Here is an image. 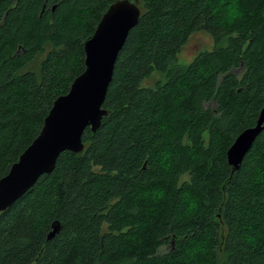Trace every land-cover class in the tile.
<instances>
[{
	"label": "trees",
	"instance_id": "16d2710c",
	"mask_svg": "<svg viewBox=\"0 0 264 264\" xmlns=\"http://www.w3.org/2000/svg\"><path fill=\"white\" fill-rule=\"evenodd\" d=\"M115 1L0 0V180L85 71L84 45ZM136 1L108 114L82 153H62L0 213V264H264V130L238 170L227 160L264 108V0H239L231 26L232 0ZM204 32L213 49L181 64Z\"/></svg>",
	"mask_w": 264,
	"mask_h": 264
},
{
	"label": "water",
	"instance_id": "95a60500",
	"mask_svg": "<svg viewBox=\"0 0 264 264\" xmlns=\"http://www.w3.org/2000/svg\"><path fill=\"white\" fill-rule=\"evenodd\" d=\"M141 17L136 0H117L102 17L93 37L85 45V71L71 85L70 91L54 102L38 137L0 180V213L12 207L32 189L43 175L52 174L64 152L80 154L87 128L96 132L108 114L103 108L115 65L130 31ZM264 130V108L255 127L245 130L227 152L233 171ZM59 231L54 226L49 239Z\"/></svg>",
	"mask_w": 264,
	"mask_h": 264
},
{
	"label": "rangeland",
	"instance_id": "374dc122",
	"mask_svg": "<svg viewBox=\"0 0 264 264\" xmlns=\"http://www.w3.org/2000/svg\"><path fill=\"white\" fill-rule=\"evenodd\" d=\"M214 47L213 39L208 33H197L193 35L183 51L179 54V62L181 64H189L199 53L211 51ZM49 47L46 49V53ZM45 55H40L29 67V70L38 71L40 62L45 58ZM159 74V73H155ZM159 76L155 75L143 81V87H153L159 80Z\"/></svg>",
	"mask_w": 264,
	"mask_h": 264
},
{
	"label": "clouds",
	"instance_id": "9594fccd",
	"mask_svg": "<svg viewBox=\"0 0 264 264\" xmlns=\"http://www.w3.org/2000/svg\"><path fill=\"white\" fill-rule=\"evenodd\" d=\"M243 11L241 10L239 0H232V3L224 10L222 23L225 25H235L243 18ZM187 175V174H185ZM257 182L264 181V175H257L255 177ZM154 196L158 199H163L164 193L162 191L154 193ZM187 207L184 209L185 213L188 215L195 214L199 210V199L193 197L191 194H185L184 197ZM248 243H254L253 237L247 238ZM194 254V253H190Z\"/></svg>",
	"mask_w": 264,
	"mask_h": 264
}]
</instances>
